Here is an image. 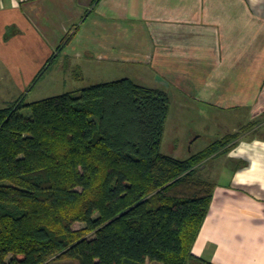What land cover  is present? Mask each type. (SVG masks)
Masks as SVG:
<instances>
[{
  "label": "trees",
  "instance_id": "16d2710c",
  "mask_svg": "<svg viewBox=\"0 0 264 264\" xmlns=\"http://www.w3.org/2000/svg\"><path fill=\"white\" fill-rule=\"evenodd\" d=\"M170 108L166 90L124 77L0 109V264L205 261L192 249L215 185L201 170L239 134L164 154Z\"/></svg>",
  "mask_w": 264,
  "mask_h": 264
},
{
  "label": "crops",
  "instance_id": "0c3cea01",
  "mask_svg": "<svg viewBox=\"0 0 264 264\" xmlns=\"http://www.w3.org/2000/svg\"><path fill=\"white\" fill-rule=\"evenodd\" d=\"M0 46L31 88L56 62L70 66L63 55L136 63L134 80L171 103L199 107L208 124L230 115V132L246 126L201 170L214 196L192 249L205 261L189 264H264V0H0Z\"/></svg>",
  "mask_w": 264,
  "mask_h": 264
},
{
  "label": "rangeland",
  "instance_id": "374dc122",
  "mask_svg": "<svg viewBox=\"0 0 264 264\" xmlns=\"http://www.w3.org/2000/svg\"><path fill=\"white\" fill-rule=\"evenodd\" d=\"M1 48L0 46V109L9 106L21 95H24L25 103L28 104L69 91L78 92L96 83L117 80L124 77L134 79L132 71H137V66H141V64L136 63L126 64L98 58L90 60L88 57L80 58L78 61H70L63 55L62 61L66 60L70 66L67 68L62 67L61 65H65L64 63L56 62L57 64L53 66L51 71L46 72L41 80L31 88L32 82L20 83L16 80L17 76L13 74L12 68L10 66L8 67L7 64L3 62V51ZM83 50L85 49L83 48ZM20 58L29 68L33 69L31 61L27 56H20V51L18 50L17 64L22 65ZM135 81L146 86H151L148 82ZM196 104L198 105L199 102H196ZM22 112L28 115L31 113V108L25 106ZM198 113L199 107L191 111L190 109L182 107L180 101L175 102L174 100L171 103L161 147V151L164 154L185 159L191 154L205 149L212 142L228 134L238 133L239 137L237 139H239L243 132L247 130L245 126L244 128H240L239 131L230 132L229 127H231L233 120L230 115H220L224 123H219V121L213 123V121H210L208 124L207 120H201L203 116H199ZM219 113H222V111ZM212 117L213 116H209L208 119L211 120ZM241 118L244 119L243 114L239 116V120ZM201 129H204L202 130L204 132H200ZM236 140L232 141V144ZM84 226L85 223L77 222L74 228L78 229ZM66 264L74 263L67 262Z\"/></svg>",
  "mask_w": 264,
  "mask_h": 264
}]
</instances>
